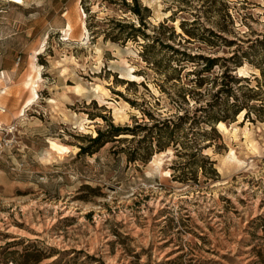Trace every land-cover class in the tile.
Listing matches in <instances>:
<instances>
[{"label": "rangeland", "instance_id": "rangeland-1", "mask_svg": "<svg viewBox=\"0 0 264 264\" xmlns=\"http://www.w3.org/2000/svg\"><path fill=\"white\" fill-rule=\"evenodd\" d=\"M139 2L0 0V264H264V0Z\"/></svg>", "mask_w": 264, "mask_h": 264}, {"label": "trees", "instance_id": "trees-1", "mask_svg": "<svg viewBox=\"0 0 264 264\" xmlns=\"http://www.w3.org/2000/svg\"><path fill=\"white\" fill-rule=\"evenodd\" d=\"M124 3H125L126 6H128V8L130 10H132L138 16V19H139V21L141 23H143V24L146 23L145 20L148 18L149 12H150V9L147 6H143L139 2V0H133V2H128L127 0H124ZM117 25L121 26V28L128 26V25L122 24L121 22H118ZM129 27L134 28L135 26H134V24H131V25H129ZM141 29L142 28L139 27V28H135L133 30L144 31V30H141ZM186 32L188 34H190V35H193L194 37L196 35L193 32H190L189 33V30H186ZM214 34L218 38H223L221 34H218V33H214ZM142 35L144 37H149V34H146V32H142ZM167 45L169 46L170 44H167ZM169 47L172 48V50L179 51L178 48H175L172 45H170ZM190 57H192V56H190ZM205 60H206V66H205L206 69L205 70H210L216 64H218V62H217L218 60H217L216 57L215 58H212L211 56H208V57H205ZM226 75L229 76L231 74L230 73H226ZM202 84H203V79L198 83V85H202ZM231 95H232L231 93L228 94V96H231ZM233 106H234L233 109L230 110L229 112H227V114H225V115L219 116V115H216V114H213V115L212 114H208L206 116H201V118H202L201 121H205L206 122V120H207L208 123H210L213 126V128H214V123L215 122L227 121L230 118H234L236 114H238L242 109H244V107H247L248 110H247L246 114H249V112L251 111V108L253 107L250 104H244V103L243 104L242 103L239 104V102H236V101L233 102ZM261 107H263V106H261ZM258 115L261 116V114H259V112H258ZM162 123H163V125H166V124L167 125H170L171 122L170 121H167V122H164L163 121ZM163 125H161V124H155V126L159 127V131H160V129L163 128L162 127ZM145 127H144V129H145ZM123 133L124 134H136V131H135L134 128L129 127V126L128 127H121V126H116L113 123H110L109 124V128L107 130L99 129L97 135L91 137L90 139H91L92 143L97 146V150H98L101 147H103L107 142H109V141H115L116 139H120V138H118V136L121 135V134H123ZM157 143L159 144L161 142H157ZM160 146H162V145H160ZM88 151H89V147L84 146V145H81V149L79 151V154H83V153H86ZM29 248H30V245H28L25 248L26 251L24 252V254H22V256L27 255V252H29L28 251ZM21 264H24V262L21 263ZM25 264H26V262H25ZM49 264H70V260H66L65 262H63V259L60 258V256H58L55 260H53ZM82 264H86V262H83Z\"/></svg>", "mask_w": 264, "mask_h": 264}, {"label": "bare ground", "instance_id": "bare-ground-1", "mask_svg": "<svg viewBox=\"0 0 264 264\" xmlns=\"http://www.w3.org/2000/svg\"><path fill=\"white\" fill-rule=\"evenodd\" d=\"M30 85V90H31V94L30 97L28 99V101H33L37 95V89H36V85L33 83H28ZM1 92V91H0ZM51 147L54 150H57L59 152H67L69 151V146L68 145H64L62 143H58L56 140H52L51 141ZM63 155V154H62Z\"/></svg>", "mask_w": 264, "mask_h": 264}, {"label": "built area", "instance_id": "built-area-1", "mask_svg": "<svg viewBox=\"0 0 264 264\" xmlns=\"http://www.w3.org/2000/svg\"><path fill=\"white\" fill-rule=\"evenodd\" d=\"M2 145V141L0 140V146Z\"/></svg>", "mask_w": 264, "mask_h": 264}]
</instances>
